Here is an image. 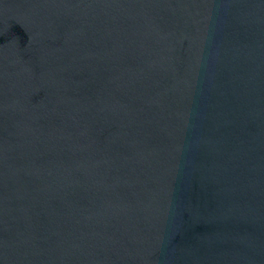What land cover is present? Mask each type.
I'll return each instance as SVG.
<instances>
[{
	"label": "water",
	"instance_id": "1",
	"mask_svg": "<svg viewBox=\"0 0 264 264\" xmlns=\"http://www.w3.org/2000/svg\"><path fill=\"white\" fill-rule=\"evenodd\" d=\"M0 264H264V0H0Z\"/></svg>",
	"mask_w": 264,
	"mask_h": 264
}]
</instances>
